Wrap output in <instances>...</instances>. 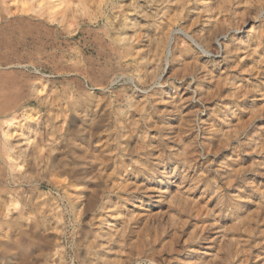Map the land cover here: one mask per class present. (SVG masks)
I'll return each instance as SVG.
<instances>
[{
	"label": "rangeland",
	"instance_id": "obj_1",
	"mask_svg": "<svg viewBox=\"0 0 264 264\" xmlns=\"http://www.w3.org/2000/svg\"><path fill=\"white\" fill-rule=\"evenodd\" d=\"M61 1L0 0V264H264V0Z\"/></svg>",
	"mask_w": 264,
	"mask_h": 264
},
{
	"label": "bare ground",
	"instance_id": "obj_2",
	"mask_svg": "<svg viewBox=\"0 0 264 264\" xmlns=\"http://www.w3.org/2000/svg\"><path fill=\"white\" fill-rule=\"evenodd\" d=\"M53 1H54V0H51V7H52V9H53V8H57V7L61 6V4H62V1H61V0H55L56 3L53 2ZM53 10H54V9H53ZM7 157L9 158L10 156L7 154Z\"/></svg>",
	"mask_w": 264,
	"mask_h": 264
}]
</instances>
